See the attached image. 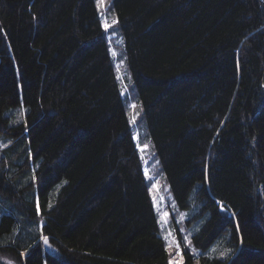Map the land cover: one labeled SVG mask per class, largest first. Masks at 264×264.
I'll list each match as a JSON object with an SVG mask.
<instances>
[{
	"label": "trees",
	"instance_id": "1",
	"mask_svg": "<svg viewBox=\"0 0 264 264\" xmlns=\"http://www.w3.org/2000/svg\"><path fill=\"white\" fill-rule=\"evenodd\" d=\"M0 141L15 264H170L154 177L182 264H264V0H0Z\"/></svg>",
	"mask_w": 264,
	"mask_h": 264
},
{
	"label": "rangeland",
	"instance_id": "2",
	"mask_svg": "<svg viewBox=\"0 0 264 264\" xmlns=\"http://www.w3.org/2000/svg\"><path fill=\"white\" fill-rule=\"evenodd\" d=\"M112 54L117 57V52L113 47H111ZM119 62H117V65ZM130 93L129 90L126 91V95ZM132 98L129 97L128 103L131 106V109L134 108V103L132 102ZM138 121V114H133V123H136ZM1 143V141H0ZM143 159L145 161V172L147 175H149L150 167L151 169H154V165L148 164L146 160H149V154H142ZM150 166V167H149ZM147 167V168H146ZM153 177V176H152ZM152 196L154 197V209L158 216V227L160 229V232L166 236L169 252H170V264H181V247H180V241L178 240V237L176 234L181 235L182 238H185V233L188 232L190 229L189 234V240L191 242V236L196 231L195 229H192L189 225L191 221L192 211H186V210H178L180 212H186L187 214L183 215L181 219H179V214L177 213L176 216H173L175 214V211L173 209V205L175 204L173 200L170 197V201L167 200V198L160 199V185L156 179V177L153 178L152 181ZM165 188V187H164ZM163 188V189H164ZM166 189V188H165ZM166 193V191H164ZM174 217L175 227L170 226V221ZM187 241V239H185ZM179 244V255L177 254V247L176 245ZM183 263V262H182ZM0 264H15V260L12 256H9L7 254H4L0 251Z\"/></svg>",
	"mask_w": 264,
	"mask_h": 264
},
{
	"label": "snow or ice",
	"instance_id": "3",
	"mask_svg": "<svg viewBox=\"0 0 264 264\" xmlns=\"http://www.w3.org/2000/svg\"><path fill=\"white\" fill-rule=\"evenodd\" d=\"M113 23H116V21L114 20ZM104 27L105 28L109 27V25L107 24L106 21L104 22ZM145 147H147V146L145 145ZM49 206H51V205H49ZM37 212H39V204H38V202H37ZM42 239L44 240L45 244L48 243V238L47 237H42ZM186 243L190 244V241H186ZM169 247H171V245H169ZM176 247H177V254L179 255L180 254L179 253V244H177ZM211 251H215V249H212ZM230 251L231 250H225L224 252H221L219 255H220V257H227L230 254ZM181 264H182V260H181Z\"/></svg>",
	"mask_w": 264,
	"mask_h": 264
},
{
	"label": "bare ground",
	"instance_id": "4",
	"mask_svg": "<svg viewBox=\"0 0 264 264\" xmlns=\"http://www.w3.org/2000/svg\"><path fill=\"white\" fill-rule=\"evenodd\" d=\"M223 233V232H222Z\"/></svg>",
	"mask_w": 264,
	"mask_h": 264
}]
</instances>
